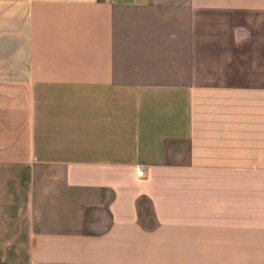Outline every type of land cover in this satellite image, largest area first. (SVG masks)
<instances>
[{
  "label": "crops",
  "instance_id": "0c3cea01",
  "mask_svg": "<svg viewBox=\"0 0 264 264\" xmlns=\"http://www.w3.org/2000/svg\"><path fill=\"white\" fill-rule=\"evenodd\" d=\"M0 6V264H264V0Z\"/></svg>",
  "mask_w": 264,
  "mask_h": 264
},
{
  "label": "rangeland",
  "instance_id": "374dc122",
  "mask_svg": "<svg viewBox=\"0 0 264 264\" xmlns=\"http://www.w3.org/2000/svg\"><path fill=\"white\" fill-rule=\"evenodd\" d=\"M3 12V7L2 6H0V13H2Z\"/></svg>",
  "mask_w": 264,
  "mask_h": 264
}]
</instances>
